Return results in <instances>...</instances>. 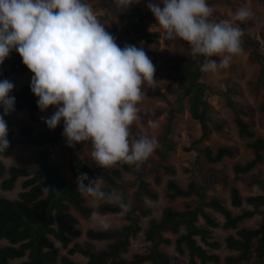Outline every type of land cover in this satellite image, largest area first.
<instances>
[{
    "label": "trees",
    "instance_id": "trees-1",
    "mask_svg": "<svg viewBox=\"0 0 264 264\" xmlns=\"http://www.w3.org/2000/svg\"><path fill=\"white\" fill-rule=\"evenodd\" d=\"M112 13L123 22L131 24L134 32L141 31L148 26L150 14L142 15L125 14L117 6L112 7ZM138 47V46H137ZM18 61L17 73L30 71L22 62V57L15 50L10 52ZM149 55V52H146ZM256 59L264 61V55L253 51ZM204 57H193L190 54L180 72V85L183 89L182 97L189 99L192 115L199 119L202 125L203 135L196 143L207 137L211 132L209 122L212 120L211 106L205 98L207 85L200 81L202 74L201 65ZM8 79L15 86V81L9 76L0 77V81ZM10 96L15 97V110L26 109L31 121L37 120L38 97L30 88V85H23L19 90L15 87ZM236 113L235 123L241 137L250 139L247 145L253 152V158L245 163H235L233 166L236 177L250 173L264 161V135H257L251 124L244 116L249 113L241 107L229 103ZM54 107V106H52ZM176 109H172L169 115L168 131L176 115ZM264 113V100L260 105ZM3 112L0 107V113ZM4 119L8 125L7 139L10 147L4 153L10 156L12 147L16 142L27 145L42 147L49 143H56L63 139L61 133L51 134L41 130L33 132L29 123H23L19 129L20 138L16 139L12 129L9 115ZM221 125L215 123L214 129L221 130ZM131 134L134 128H130ZM168 149H173L171 144L166 143ZM193 146L185 148L191 150ZM166 156L167 150L162 152ZM201 153L209 163H219L225 158H233L236 151L231 146H219L215 151L209 146L204 147ZM144 161L141 165H145ZM139 166V167H140ZM139 167L136 165L117 164L110 169H104L76 157L70 162L72 180L65 177L58 164L50 159V151L47 148L41 150L34 166H11L7 168L0 159L1 188L11 190L20 178L22 190L16 199L0 196V241L6 240L7 244H0V264H9L11 260L26 257L20 264H247L252 253L254 242L258 243V264L264 263V194L250 195L244 198L240 189L228 179L225 174L213 173L204 183L191 179L186 187L181 186L175 179L167 181V197L171 200L177 198L197 199L196 205L192 208L187 206L184 210L175 209L172 206L164 208L160 219L151 218L146 231V239L152 243L150 252L147 254H135L132 259L125 257L131 245V240L142 231L140 220L149 216L151 209L147 207L143 199L156 200L158 192L151 186L150 182L141 178L135 193L134 203L130 211L124 214L127 223L117 229H93L89 228L86 235L91 240L110 241L103 250H95L90 244L82 246L73 239L82 235L79 228V219L73 210L77 211L83 218L91 217L95 211L88 204L87 199L82 196L77 188L76 178L81 173H87L89 179L100 177L107 186L105 191L117 190L119 184L126 183L125 173H132ZM164 172L173 177L176 175L174 166L161 163ZM7 175V177H6ZM156 182H161V177H155ZM230 186L231 205L235 208H243L244 203L252 206V209H243L235 214L220 198L210 196L208 190L218 182ZM88 181H85L87 184ZM249 183L261 185L263 179H255ZM48 188V189H46ZM125 203H129L128 194L122 191ZM211 208L224 218L221 222L205 211L204 208ZM98 213L119 214L120 208L115 205L103 204L98 208ZM261 214L262 221L257 227H247L241 224L247 218L255 214ZM200 218L203 223H200ZM234 230L225 238L226 247L233 253L221 257L215 250L221 247L220 242L215 238V228ZM165 232L178 234L174 240L176 254H168L160 249L161 244L171 245L172 239L165 237ZM56 242H59L67 253L59 257L56 249ZM213 250V251H211ZM81 254L86 258L85 262H79L72 258L75 254ZM187 255V259L182 256Z\"/></svg>",
    "mask_w": 264,
    "mask_h": 264
},
{
    "label": "rangeland",
    "instance_id": "rangeland-1",
    "mask_svg": "<svg viewBox=\"0 0 264 264\" xmlns=\"http://www.w3.org/2000/svg\"><path fill=\"white\" fill-rule=\"evenodd\" d=\"M98 20L104 25L106 31L116 38V43L123 48L125 44H132L142 47L145 52H149L148 57L155 66L154 80L158 81L155 88H148L145 85L144 99L137 105L139 108V119L132 125L134 133L131 139H139L140 136L147 135L150 138L155 136L158 147L146 160L145 165H141L132 173H125L126 183L119 184L117 191L122 194L126 191L129 199V206L134 203L135 193L141 178L150 182L151 186L158 192V198L152 200L144 198V204L151 209L149 216L142 217L140 231L135 238L131 240V245L125 257L132 259L135 254H147L150 252L152 243L146 239V231L148 229L149 220L151 218L160 219L163 210L167 206H172L178 210H184L187 206L192 208L196 205L197 199L177 198L171 200L167 197V181L170 178L175 179L181 186L186 187L191 179H195L200 183H204L213 173L225 174L235 186L240 189L244 198L250 195L264 194V183L261 185L249 183L255 179L264 180V161L259 164L250 173L241 177H236L233 166L235 163H245L253 158V152L247 145L250 139L241 137L235 123L236 113L229 103L243 110L248 111V115L244 118L250 122L252 129L257 135H264V113L260 110V105L264 100V61L255 58L253 51L264 55V0H207L212 7L213 14L210 17L212 21L221 22L228 21L235 23L243 31L242 54L234 56L230 62V66L226 69L218 67L215 72H202L200 81L207 85L205 98L211 106L212 120L209 122L211 132L209 135L199 142L203 135L202 125L199 119L195 118L190 111L188 98L182 97L183 89L180 85L179 77L187 57L191 54V49L187 42L182 39H167L164 30L159 27L157 21L148 8L149 0H139L127 9H121L117 6L116 0H85ZM152 3H159L160 0H151ZM117 6L125 14L134 13L142 15L145 12L150 14V21L145 29L134 32L131 24L123 22L115 17L112 13V7ZM162 6V5H161ZM248 8L252 12V17L247 21L240 23L233 20L235 12L240 8ZM219 63V57H212ZM17 59L10 53L9 56L0 64V77L9 76L15 81V89L19 90L23 85H30L31 77L34 75L31 71L25 73H17ZM176 109V115L171 123V129L168 131L169 115L172 109ZM55 107L49 106L47 110L37 111V120L31 121L29 113L26 109L15 110L9 114L12 129L16 139L19 140V129L23 123H29L33 132L37 133L41 130L48 131L51 134L61 133L63 131V120L55 128L50 130L41 117H50ZM155 122L158 127L153 129L151 124ZM215 123L220 124L221 130L214 129ZM171 144L173 149H168L166 143ZM191 150L185 148L191 147ZM209 146L214 151L219 146H231L235 149L236 154L233 158H225L219 163H209L203 157L201 150ZM47 148L50 151V159L53 163L60 166L63 175L72 180L70 171V162L80 157L86 161L94 163L91 159L92 146L89 142L76 143L74 147H69L66 138L56 143H49L42 147L27 145L16 142L12 147L10 156L0 153V159L7 168L11 166H34L42 149ZM167 150L166 156L162 153ZM161 163L172 165L176 169V175L171 177L167 175ZM159 175L161 182L157 183L155 177ZM7 177V175H6ZM25 178H20L13 189L4 190L1 188L0 178V196L10 199H16L22 190V182ZM102 181V187L107 186ZM210 196L220 198L227 206H229L235 214L240 213L243 209H252V206L244 203L243 208H235L231 205L230 186L223 182H218L209 190ZM87 202L94 208V212L98 213V208L103 201H94L87 198ZM111 205V204H109ZM206 212L223 222L224 218L221 214L211 208H204ZM260 210H264L261 207ZM79 219V228L82 235L73 239L85 246L90 244L95 250H103L110 241L91 240L87 237L86 231L89 228L101 229L95 225L89 218H83L77 211L73 210ZM103 215L110 223L109 229L121 228L127 223L124 214L105 213ZM200 223L203 219L200 218ZM262 221L261 214L257 213L253 217L247 218L241 224L247 227H257ZM234 233V230H225L221 227L215 228L213 234L220 242L221 247L218 250H211L218 253L221 257L233 253L225 244V238L228 234ZM165 237L172 239L171 245L161 244L160 249L168 254H176L174 240L178 234L165 232ZM1 246L7 244L6 240L0 241ZM56 249L59 257L65 255L67 250L56 242ZM258 243L254 242L252 253L247 264H258ZM187 259V255L182 256ZM72 258L79 262H85L86 258L81 254H75ZM26 257L11 260L9 264H20ZM57 264H61L58 261ZM264 264V263H263Z\"/></svg>",
    "mask_w": 264,
    "mask_h": 264
},
{
    "label": "clouds",
    "instance_id": "clouds-1",
    "mask_svg": "<svg viewBox=\"0 0 264 264\" xmlns=\"http://www.w3.org/2000/svg\"><path fill=\"white\" fill-rule=\"evenodd\" d=\"M138 2L116 0L123 10ZM147 6L167 39H182L193 57H204L202 72L226 69L243 52L242 29L228 21H212L207 0H149ZM252 15L242 7L233 20L243 23ZM12 50L34 74L30 88L40 111L56 108L41 119L50 130L63 120L67 145L89 142L97 166L139 167L158 147L155 136L133 140L130 131L139 119L137 105L144 99L145 85L157 86L155 66L142 47L121 48L85 0H0V64ZM14 87L8 79L0 81V153L10 147L4 117L15 111V97L9 95ZM151 127L158 125L153 122ZM76 183L86 199L115 205L121 214L131 210L120 192L103 189L100 177L89 179L81 173ZM90 219L103 230L111 227L100 213L93 212Z\"/></svg>",
    "mask_w": 264,
    "mask_h": 264
},
{
    "label": "crops",
    "instance_id": "crops-1",
    "mask_svg": "<svg viewBox=\"0 0 264 264\" xmlns=\"http://www.w3.org/2000/svg\"><path fill=\"white\" fill-rule=\"evenodd\" d=\"M109 244V243H108Z\"/></svg>",
    "mask_w": 264,
    "mask_h": 264
}]
</instances>
